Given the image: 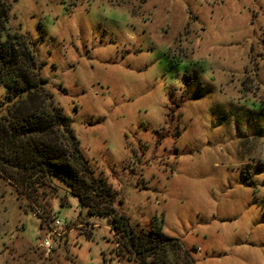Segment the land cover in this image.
Listing matches in <instances>:
<instances>
[{
	"label": "rangeland",
	"instance_id": "1",
	"mask_svg": "<svg viewBox=\"0 0 264 264\" xmlns=\"http://www.w3.org/2000/svg\"><path fill=\"white\" fill-rule=\"evenodd\" d=\"M0 13L69 122L95 213L0 166V264H138L106 211L193 264H264V0H0Z\"/></svg>",
	"mask_w": 264,
	"mask_h": 264
},
{
	"label": "trees",
	"instance_id": "2",
	"mask_svg": "<svg viewBox=\"0 0 264 264\" xmlns=\"http://www.w3.org/2000/svg\"><path fill=\"white\" fill-rule=\"evenodd\" d=\"M5 31L0 13V84L8 99L5 114L0 111V166L10 169V176L21 184L31 183L33 178L59 182L81 208L95 215L87 207L86 184H92L91 172L69 122L44 91L46 82L39 75L40 64L28 42ZM101 216L120 232L138 264H193L179 242L134 232L124 217L113 212Z\"/></svg>",
	"mask_w": 264,
	"mask_h": 264
},
{
	"label": "built area",
	"instance_id": "3",
	"mask_svg": "<svg viewBox=\"0 0 264 264\" xmlns=\"http://www.w3.org/2000/svg\"><path fill=\"white\" fill-rule=\"evenodd\" d=\"M54 223H55V225H59L58 220H55ZM41 246L45 250V252H49L51 249L50 240L48 238L43 239Z\"/></svg>",
	"mask_w": 264,
	"mask_h": 264
}]
</instances>
